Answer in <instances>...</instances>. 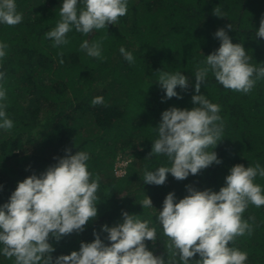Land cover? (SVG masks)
Instances as JSON below:
<instances>
[{
    "label": "trees",
    "instance_id": "16d2710c",
    "mask_svg": "<svg viewBox=\"0 0 264 264\" xmlns=\"http://www.w3.org/2000/svg\"><path fill=\"white\" fill-rule=\"evenodd\" d=\"M16 3L22 22L0 25V41L8 45L0 61L6 113L14 123L11 130L0 131V204L7 201L17 181L39 175L56 162L54 157L64 155L66 147L73 153L87 151L88 170L93 179L99 178L97 218L80 233L59 241L50 236L53 259L79 250L81 241L91 242L93 230L110 244L100 226L121 222V210L156 227L158 240L145 244L167 259L170 241L155 220L156 210L139 204L145 195L159 211L170 191L177 199L187 194L186 185L218 191L233 165L259 162L264 167V80L244 94L225 89L209 73L200 93L221 109L218 123L224 137L213 150L222 163L182 181L167 174L163 185L143 183L145 169L169 164L164 156L148 157L151 139L156 138L152 128L170 106L193 107L194 73L202 66L203 55L219 47L213 35L217 29L224 28L233 43L242 44L251 64L264 63V38L255 35L264 18V0H128L127 14L115 25L86 36L73 30L67 34L68 44L60 47H54L46 33L60 20L61 0ZM214 8L224 17L216 16ZM85 39L101 42L102 59L80 49ZM121 46L132 52L134 64L124 60ZM159 71H181L188 78L186 90L177 88L181 99L161 102ZM97 95L104 97V105L91 104ZM117 157L125 162L119 176L114 172ZM255 183L264 188V177L257 176ZM242 219L251 225L252 233L235 237L229 246L246 252L247 264H264V206L250 204ZM0 264H14V259L0 256Z\"/></svg>",
    "mask_w": 264,
    "mask_h": 264
},
{
    "label": "clouds",
    "instance_id": "9594fccd",
    "mask_svg": "<svg viewBox=\"0 0 264 264\" xmlns=\"http://www.w3.org/2000/svg\"><path fill=\"white\" fill-rule=\"evenodd\" d=\"M127 9L128 0H61L60 20L47 31L46 38L53 41L54 47L66 45L67 34L73 30L86 36L93 30L108 28L125 16ZM214 14L224 17L219 8H214ZM22 20L16 0H0V25L15 26ZM226 27L232 28L231 24ZM213 35L220 44L212 53L203 55L202 66L194 73L193 107L170 106L152 128L156 138L151 139L148 157L164 156L169 164L145 169L144 184L163 185L167 174L182 181L214 163H222L213 150L224 137L222 123H218L221 109L200 93L209 73L225 89L244 94L251 92L257 81L264 80V63L251 64L245 48L233 43L224 28ZM255 35L264 38V18ZM7 48L0 41V61L7 55ZM80 49L89 57L103 58L100 41L90 43L85 39ZM119 52L129 64L135 63L132 52L123 46ZM59 62L63 63V59ZM159 72L156 81L164 93L161 102L173 97L181 99L177 88L186 90L188 78L181 71ZM4 79L5 73L0 71V131L14 127L6 113ZM91 104L104 105V97H93ZM54 159L56 162L39 175L32 173L17 181L7 201L0 204V256L14 259V264H247L248 254L230 247L229 242L237 236L251 235V225L242 219L247 207L264 206V188L255 183L257 176L264 177V167L259 162L247 167L233 165L218 191L186 185L187 194L180 199L170 191L159 211L145 195L139 204L142 209L156 210L155 220L170 241L167 259L155 255L145 244L158 240L156 227H149V221L126 210H121V222L100 226L110 244H105L100 233L93 230L91 242L81 241L79 250L53 259L55 249L49 237L59 241L84 231L89 221L97 218L100 201L99 178L93 179L88 170L87 151L73 153L66 147L64 155ZM197 254L199 259H190Z\"/></svg>",
    "mask_w": 264,
    "mask_h": 264
},
{
    "label": "rangeland",
    "instance_id": "374dc122",
    "mask_svg": "<svg viewBox=\"0 0 264 264\" xmlns=\"http://www.w3.org/2000/svg\"><path fill=\"white\" fill-rule=\"evenodd\" d=\"M125 162H122L120 160V157H117L115 163H114V172L116 175H121L123 174L124 170H123V166H124Z\"/></svg>",
    "mask_w": 264,
    "mask_h": 264
}]
</instances>
